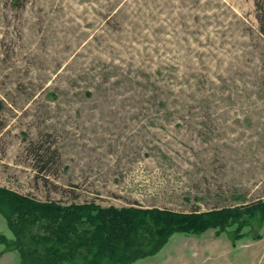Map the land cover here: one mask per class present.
<instances>
[{"label":"rangeland","instance_id":"obj_1","mask_svg":"<svg viewBox=\"0 0 264 264\" xmlns=\"http://www.w3.org/2000/svg\"><path fill=\"white\" fill-rule=\"evenodd\" d=\"M0 188L180 213L264 201V0H0ZM227 231L135 264H264V224Z\"/></svg>","mask_w":264,"mask_h":264},{"label":"trees","instance_id":"obj_2","mask_svg":"<svg viewBox=\"0 0 264 264\" xmlns=\"http://www.w3.org/2000/svg\"><path fill=\"white\" fill-rule=\"evenodd\" d=\"M0 213L13 238L0 234L6 252H18L20 264H135L160 253L170 239L200 236L208 230L235 239L249 229L260 239L264 201L208 213L160 208H104L95 203L62 206L43 203L0 188ZM241 234V235H240Z\"/></svg>","mask_w":264,"mask_h":264},{"label":"crops","instance_id":"obj_3","mask_svg":"<svg viewBox=\"0 0 264 264\" xmlns=\"http://www.w3.org/2000/svg\"><path fill=\"white\" fill-rule=\"evenodd\" d=\"M17 262L19 261L10 259L6 254L0 258V264H16Z\"/></svg>","mask_w":264,"mask_h":264}]
</instances>
